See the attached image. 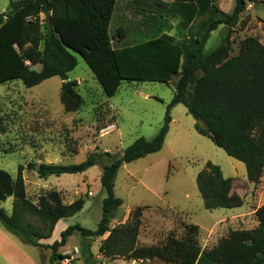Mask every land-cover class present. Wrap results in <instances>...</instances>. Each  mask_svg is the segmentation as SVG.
<instances>
[{"label": "trees", "instance_id": "obj_1", "mask_svg": "<svg viewBox=\"0 0 264 264\" xmlns=\"http://www.w3.org/2000/svg\"><path fill=\"white\" fill-rule=\"evenodd\" d=\"M174 1L186 9L196 8L188 19L191 22L192 16L198 17L199 23L195 26L193 21L189 23V34L177 37L162 28L154 36L126 46L114 45L110 29L118 0H11L9 9L0 13V83L21 79L32 87L60 76L63 80L60 99L66 112L77 111L84 104L77 80L69 76L78 62L74 52L85 58L109 97L116 94L125 80L170 84L175 71L178 75L174 97L159 132L151 139L144 136L135 139L120 156L103 164L101 183L106 197L96 229L72 224L61 232L60 239L42 243L41 239L52 236L59 220L83 209L85 199L79 197L65 203L58 190H50L33 201L27 194L23 165L16 176L0 168V201L14 198L11 212L0 207L1 225L26 243L51 248L50 264H58L64 257L59 248L66 245L76 230L86 236H101L110 231L100 244V252L107 257L160 258L177 264H199L202 259L214 264H264V203L256 209L259 220L256 227L231 229L211 248L202 247L198 239L200 227L194 223L186 224L181 237L170 234L161 243L139 244L142 207L133 210L129 222L109 226L123 203L115 193L119 168L162 149L173 120L171 108L177 103H183L196 119L199 133L245 163L250 182L258 184L264 175V43L256 36H247L233 54L228 35L225 43L205 53L211 32L221 24H236L248 3L255 0H235L232 12L224 11L217 0ZM151 2L168 6L163 0ZM131 3L146 10L140 5L150 4V0ZM121 30L124 28L117 30L119 36H125ZM154 38L171 42L183 51L182 68L180 58L175 64L174 59L148 51ZM100 159V153L94 152L79 163L41 162L29 166L36 169L39 164L36 169L39 176L47 177L84 172ZM196 180L206 208L244 204L243 197L233 190L232 178L224 175L220 165L206 162Z\"/></svg>", "mask_w": 264, "mask_h": 264}, {"label": "rangeland", "instance_id": "obj_2", "mask_svg": "<svg viewBox=\"0 0 264 264\" xmlns=\"http://www.w3.org/2000/svg\"><path fill=\"white\" fill-rule=\"evenodd\" d=\"M132 0H118L111 22V33L115 46H126L164 32L177 37L189 34L187 27L199 23V19L189 17L196 8L186 9L179 1L163 0L167 7H161L150 0L137 9ZM11 0H0V13H5ZM216 3L226 12H232L235 0H217ZM139 6V5H138ZM160 13L163 15L160 16ZM45 19V14H42ZM190 23V24H189ZM124 28L119 36L117 30ZM230 41L233 54L239 49L240 41L247 36H256L264 43V0L248 3L245 11L233 26L221 24L213 30L205 47L208 54L220 44ZM148 51L162 57L180 58L182 68L184 54L175 44L162 38H154ZM76 67L69 73L78 82L77 90L84 98L82 107L66 112L60 99L62 79L53 76L27 87L21 79L0 83V168L16 176L23 165L27 194L37 201L41 194L58 190L63 201L69 203L79 197L85 199L83 209L66 218L69 225L79 223L96 229L103 215V200L106 190L101 183L103 164L110 163L120 156L135 139L144 136L153 138L165 121L168 105L175 93V74L170 84L161 81H123L115 95L109 97L92 71L85 58L74 52ZM178 72V71H177ZM172 122L164 145L158 152L123 164L115 179V193L123 199L109 222L110 228L125 224L132 219L133 210L142 207L139 244L161 243L170 234L183 236L186 224L200 226L198 239L206 247H212L222 237V232L232 228L252 227L255 222L224 220L234 213L255 208L264 203V175L255 184L247 178L244 162L230 156L209 137L195 128L196 119L188 113L183 103L171 108ZM100 153L99 163L81 173H63L40 177L37 168L29 163H79L91 153ZM109 152L110 154H107ZM212 161L221 166L226 177L232 178L233 190L241 193L247 203L242 206L208 209L197 185V174L206 162ZM13 197L0 201V207L12 211ZM252 210V209H251ZM256 218L255 214L252 215ZM0 229L14 239L25 251H35L32 244L22 242L8 232L0 223ZM110 231L101 236H86L76 230L61 252L70 254L74 246L79 247L73 264H133L123 255L107 257L100 252V244ZM50 243L54 241L50 238ZM41 263L50 264L51 248H41ZM10 254V247L5 248ZM4 253V254H5ZM0 252V264H23L11 261ZM139 264H177L153 258Z\"/></svg>", "mask_w": 264, "mask_h": 264}, {"label": "crops", "instance_id": "obj_3", "mask_svg": "<svg viewBox=\"0 0 264 264\" xmlns=\"http://www.w3.org/2000/svg\"><path fill=\"white\" fill-rule=\"evenodd\" d=\"M128 3H129V1H128ZM239 194L241 195V193H239ZM241 196L243 197L244 203H247L248 202L247 199L243 195H241ZM259 206L255 207V208H249L248 207V210H245V211H242V212H238V213H234L233 215L230 216V218H227V219L220 218V219L215 221L214 225L217 224L218 222L223 223L224 220H227V221H229V220H231V221L240 220V221H243V222H251V221L255 222L254 226H252V227H243V228L248 229V228L256 227L259 224V220H258V218L256 216V209ZM253 214H255L256 218L252 217ZM68 226H69V222L66 221V219L59 220L58 223L56 224L55 229L53 231V234H52V236L50 238H52L53 241H55L56 239H60L61 238V232L64 229H66ZM232 229H235V228H232ZM236 229H242V228H236ZM230 230H228L227 232L229 233ZM225 233H226V231H225ZM225 233L223 231L221 236L224 237L223 234H225ZM227 235H225V236H227ZM50 238H43L40 241L42 243H50V241H49ZM68 240H69V238H68ZM209 240H210V238L209 239L206 238L205 239V244L203 243V245H202L200 243L203 248H211V247H206L209 244ZM22 242H24V241H22ZM215 245H213V246H215ZM8 246L11 249L10 254H8L9 257L7 256V254L4 251L5 248L8 247ZM65 246L66 245L62 246V248L65 247ZM35 248H36L35 251H31V250L25 251L20 245H18L14 241V239L9 235V233L7 234V233L4 232V230L0 229V252L2 254L5 253L4 255L6 257H8V259H12L11 261H16L17 262V260H19V261H22L23 264H44V262L41 263V261H40L42 255H43L42 250H40L41 251V253H40V252L36 251L37 249H40V247H35ZM63 250L64 249H61V252H63ZM199 264H214V263H211L210 261H208L206 259H202Z\"/></svg>", "mask_w": 264, "mask_h": 264}, {"label": "built area", "instance_id": "obj_4", "mask_svg": "<svg viewBox=\"0 0 264 264\" xmlns=\"http://www.w3.org/2000/svg\"><path fill=\"white\" fill-rule=\"evenodd\" d=\"M79 252V247L74 246L73 250L70 252V254L64 255L63 258L59 259L58 264H73V260L75 259V253ZM150 259H144V258H131L130 262L133 264H139L142 262H147Z\"/></svg>", "mask_w": 264, "mask_h": 264}, {"label": "water", "instance_id": "obj_5", "mask_svg": "<svg viewBox=\"0 0 264 264\" xmlns=\"http://www.w3.org/2000/svg\"><path fill=\"white\" fill-rule=\"evenodd\" d=\"M48 19H49V23H51L50 15H48ZM36 168H37V169L39 168V164L36 165Z\"/></svg>", "mask_w": 264, "mask_h": 264}]
</instances>
